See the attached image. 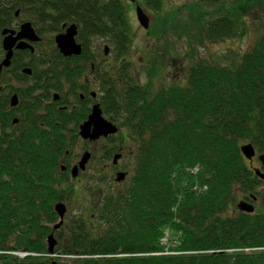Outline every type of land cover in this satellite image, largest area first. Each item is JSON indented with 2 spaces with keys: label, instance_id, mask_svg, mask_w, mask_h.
<instances>
[{
  "label": "trees",
  "instance_id": "16d2710c",
  "mask_svg": "<svg viewBox=\"0 0 264 264\" xmlns=\"http://www.w3.org/2000/svg\"><path fill=\"white\" fill-rule=\"evenodd\" d=\"M146 1L161 9L162 0ZM190 1L182 6L194 20L191 36L200 41L203 35L213 41L236 32L239 16L264 4ZM225 1L233 2L231 9L218 7L221 15L203 21L204 4ZM20 15L33 26L48 22L57 32L63 24H76L86 56L91 55L85 41L96 36L106 37L109 52L118 57L129 46L121 0H0V48L1 30L22 22ZM152 61L149 67L156 69ZM116 64L107 71L103 108L109 116L120 115L137 143L132 174L123 187L104 193L94 214L70 216L55 245L66 256L59 264H264V189L259 188L264 179L239 149L252 143L256 154L264 152V26L237 63L192 62L181 85L152 90V79L140 84ZM38 140L12 141L0 153V264H50L39 255L6 252L47 251L45 238L56 221L58 179L50 172L58 167L65 141L62 132L57 144L48 134ZM196 164L198 172L186 171ZM240 191L252 212L234 204ZM167 235L170 245L163 240Z\"/></svg>",
  "mask_w": 264,
  "mask_h": 264
},
{
  "label": "rangeland",
  "instance_id": "374dc122",
  "mask_svg": "<svg viewBox=\"0 0 264 264\" xmlns=\"http://www.w3.org/2000/svg\"><path fill=\"white\" fill-rule=\"evenodd\" d=\"M137 2L148 15L150 25L148 29H144L137 21L134 8L135 2L121 0L130 35L129 46L123 56H115V53L109 52V50L107 55L103 53L106 44L109 47L112 46L106 37L96 36L88 38L85 41V50L88 53L87 55L95 56L98 60L105 57L104 62L108 66L107 71H109L111 65L117 63L115 67H119L118 69H121L122 74L126 78L128 77V79L132 77L140 84H147L152 79V82H150L152 90H157L165 85H181L185 81L186 67L198 60L220 64L237 63L245 52L252 49L264 26V4H259L257 9H252L244 15L239 16L236 32L233 30L222 38L219 37L213 41L203 35L200 41L191 36L193 34L194 20H190L186 14V7L192 3L190 0H162L161 9H155L156 7H153V3L148 4L146 0H137ZM183 4L186 7H183ZM232 5L233 2L231 1L219 2L214 5L204 4L202 6L203 21H205V18H210L211 14L213 16L218 15L217 11L222 7L231 9ZM218 7L220 8L217 9ZM19 18L22 21L26 20L23 15H20ZM34 27L38 28V31L45 36L48 54L56 56L59 52L54 43V35L58 32L49 30L48 28H51V24L48 22L37 23ZM81 57H86V55L82 54ZM151 60H153L152 63L157 65L156 69L149 67ZM178 63L182 64L183 68H180L181 66ZM176 66H179V68ZM107 71L103 77L106 79L107 87H109ZM104 114L107 119L112 121L117 120L115 114L112 116H109L107 113ZM118 120L120 130L116 134L111 135V138L108 140H100L87 146L88 149H91L92 157L88 162L86 170L74 178L67 172H61L60 164H68L69 168L81 153V143L69 144L70 154L65 157V148L68 147V144L65 142V147L59 155L58 167L50 172L52 178L58 179V184H56L58 188L57 196L61 197L55 200L54 203L63 199V203L66 204L67 208L64 224L54 235L56 243L60 241V234H62V237L64 236L67 228L65 223L68 222L70 216L82 215L84 213L87 215L94 214L95 211H98L101 205V197L106 191L111 189L117 191L126 184L127 178L122 182L116 183L114 181L116 171H111L108 167L113 165L111 160L112 155L118 152L119 149L124 156L118 160V164L128 172L130 178L132 174L131 169L135 163L134 153L137 143L130 136L128 128L123 124V121L120 118ZM246 163L251 167L260 166L256 154L252 160L246 159ZM198 170V164L194 167L186 168V171L193 174L198 172ZM259 188L261 190L264 189V182L259 184ZM243 196V192L240 191L236 196L234 204L244 199ZM55 220H57V216ZM56 222H51L50 225L52 226ZM46 239L47 237L45 238L47 248ZM163 240L164 243L170 245L168 235L166 240L165 237ZM29 255H39L38 257L40 258L45 257L49 260L50 264L52 262L59 264L60 258L66 257L57 251L56 248L50 254L45 251L41 254L33 253ZM18 256V258H25L21 257L20 254Z\"/></svg>",
  "mask_w": 264,
  "mask_h": 264
},
{
  "label": "flooded vegetation",
  "instance_id": "af4514ba",
  "mask_svg": "<svg viewBox=\"0 0 264 264\" xmlns=\"http://www.w3.org/2000/svg\"><path fill=\"white\" fill-rule=\"evenodd\" d=\"M20 23H16L12 29L17 31ZM34 30L40 39L31 42L33 50L14 46L8 66L1 65L6 54L1 44L0 153L7 152V149L13 145L12 141H16L18 145L23 142L27 144L30 138L39 142L38 139L44 134H48L51 139L55 140L56 143L53 142V144H57L61 132L64 141L68 144V147L65 148V157L70 154L69 144L73 143H81L80 155L84 151L91 152L88 145L111 138V136H102L92 141L83 139L79 135V126L87 120L94 104L99 105L102 115L105 117L106 109L103 108V105L107 101V82L103 75L108 70V66L104 62L105 57L98 60L95 56L73 57L58 54L50 56L46 49L45 36L35 27ZM62 31H64L63 25ZM28 51L32 54L31 56L28 55ZM67 61L70 62L69 67L65 63ZM119 116H116L117 120L112 121L118 130H120ZM61 126L64 128L63 131H60ZM32 130H40V136L34 134ZM25 148L27 149V146ZM56 148L58 149V147ZM115 154L119 155L118 160L124 156L120 149ZM79 157L69 168L68 164H60L65 167V169L60 168L61 172L69 173L70 168L76 165ZM118 160L116 162L112 160L113 165L108 167L111 171L126 172L127 178L128 172L119 166ZM84 171H79V173ZM63 201L62 199L61 202ZM54 213L57 216L56 221H59V216L55 211ZM63 224L64 220L57 229L51 232L55 235V232Z\"/></svg>",
  "mask_w": 264,
  "mask_h": 264
},
{
  "label": "water",
  "instance_id": "95a60500",
  "mask_svg": "<svg viewBox=\"0 0 264 264\" xmlns=\"http://www.w3.org/2000/svg\"><path fill=\"white\" fill-rule=\"evenodd\" d=\"M135 14L139 24L144 29H147L149 27L150 19L148 15L144 12V9L141 8L139 4H136L135 6ZM63 27L65 28L64 31L59 32L54 36V42L59 52L63 56L80 55L82 53V46L79 42L76 41V24L71 23L67 26L66 24H63ZM1 33L3 35L1 44L3 49L6 51L5 57L1 62V65L3 66L9 65L10 58L12 55V48L14 46L17 48H29L30 50H33L31 42H36L40 39L39 36L36 34L34 27L32 26L30 21L22 22L19 26L18 31H15L12 28H4L2 29ZM17 41L18 43L16 44ZM108 50L109 46L106 44L104 46L103 53L107 55ZM117 131L118 128L116 124L106 119L102 115L101 109L98 104H94L91 113L88 115L87 120H85L79 126V135L83 139H89L92 141H95L102 136L106 137L114 135ZM240 151L248 160H251L256 154L255 148L252 143H245L241 145ZM90 157L91 153L89 151H84L82 153L76 165L72 166L70 169V174L72 177H76L79 171H84L86 169V165ZM118 157L119 155L115 154L113 156V162H116ZM257 159L259 160L261 166L264 167V152L259 153L257 155ZM61 169H65V167L61 166ZM253 171L257 177H259L260 179H264V172H262L259 168H253ZM125 176L126 172L119 171L116 173L115 180L123 181L125 179ZM236 207L239 211L248 213L254 210V206L250 202L243 199L237 202ZM53 209L59 216V221L53 225V229H57L63 223V218L66 213V205L63 202L58 201L54 204ZM46 241L47 251L49 253H53L54 247L56 245V239L52 232L47 236ZM52 264H55V262H52Z\"/></svg>",
  "mask_w": 264,
  "mask_h": 264
},
{
  "label": "bare ground",
  "instance_id": "6f19581e",
  "mask_svg": "<svg viewBox=\"0 0 264 264\" xmlns=\"http://www.w3.org/2000/svg\"><path fill=\"white\" fill-rule=\"evenodd\" d=\"M144 11H145V10H144ZM137 21H138V20H137ZM5 28H6V27H5ZM103 46H104V45H103ZM59 53H60V52H59ZM60 54H61V53H60ZM61 55H62V54H61ZM72 56H73V55H72ZM181 63H182V62H181ZM178 65L181 66L180 68H183V65H182V64L178 63ZM179 66H178V67L176 66V67L179 68ZM261 167H262V166H261V164H260L259 167H253V168H259V169H261ZM262 172H264V171H262ZM52 230H54V229L52 228ZM21 251H24L25 256H26V255H29V254H32V252H28V251H25V250H21Z\"/></svg>",
  "mask_w": 264,
  "mask_h": 264
}]
</instances>
